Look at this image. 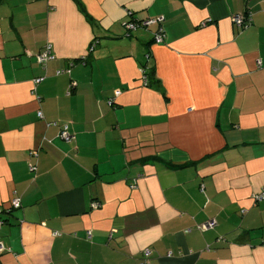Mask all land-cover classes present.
<instances>
[{
	"label": "crops",
	"instance_id": "crops-1",
	"mask_svg": "<svg viewBox=\"0 0 264 264\" xmlns=\"http://www.w3.org/2000/svg\"><path fill=\"white\" fill-rule=\"evenodd\" d=\"M259 193L264 0H0V264H264Z\"/></svg>",
	"mask_w": 264,
	"mask_h": 264
},
{
	"label": "built area",
	"instance_id": "built-area-1",
	"mask_svg": "<svg viewBox=\"0 0 264 264\" xmlns=\"http://www.w3.org/2000/svg\"><path fill=\"white\" fill-rule=\"evenodd\" d=\"M163 20L162 16H157V17H152V18H145V19H129L126 23H125V27L126 30L128 31V33H133L134 31H136L138 28H146L147 26H149L150 24H157V28L153 33V40L156 42H160L163 40V28L161 26V22ZM251 21L250 15L249 14H234L233 15V22L235 23V25L237 27H239L240 29L246 27ZM96 44V41L91 42L89 49H92ZM37 57V61L41 64L42 68L45 70L47 67V62L51 59H53L55 56L52 52V46L50 43H46L44 45V47L41 49L40 52L37 53L36 55ZM84 59V57H82L80 60ZM75 62L74 61H70L69 62V66L73 65ZM64 71V69H58L56 70V74L62 73ZM43 77H38L35 79V81H39L41 80ZM142 79H144V82L146 83V75H143ZM120 91L116 90L115 94H118ZM109 103H112V99H109ZM38 115L41 116V112L38 111ZM53 124H56L59 126V137L64 140L65 142H69L72 139V134L69 131V126L67 123H58L56 121L53 122ZM31 169H33V167H31ZM264 197V193H259L257 195H254V198L256 200H259L261 198ZM20 206V202L18 198H13L11 201V208H16ZM93 207H97L98 203L94 202L92 203ZM9 211L8 209H4L2 207H0V213H3L4 211ZM5 221L3 219H0V226L4 223ZM215 221L213 219H210L208 221L199 223L196 225V227L200 230V231H204L207 229H210L214 226ZM189 230V229H188ZM3 250V246L0 244V251ZM149 250L145 249V256H149ZM144 263V262H142Z\"/></svg>",
	"mask_w": 264,
	"mask_h": 264
},
{
	"label": "trees",
	"instance_id": "trees-1",
	"mask_svg": "<svg viewBox=\"0 0 264 264\" xmlns=\"http://www.w3.org/2000/svg\"><path fill=\"white\" fill-rule=\"evenodd\" d=\"M82 9V8H81Z\"/></svg>",
	"mask_w": 264,
	"mask_h": 264
}]
</instances>
